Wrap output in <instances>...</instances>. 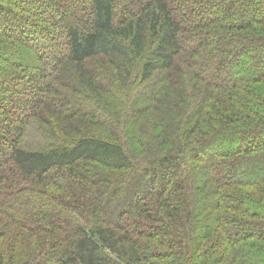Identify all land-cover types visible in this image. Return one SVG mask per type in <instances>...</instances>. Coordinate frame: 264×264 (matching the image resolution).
I'll use <instances>...</instances> for the list:
<instances>
[{
	"label": "trees",
	"instance_id": "trees-1",
	"mask_svg": "<svg viewBox=\"0 0 264 264\" xmlns=\"http://www.w3.org/2000/svg\"><path fill=\"white\" fill-rule=\"evenodd\" d=\"M0 264H264V0H0Z\"/></svg>",
	"mask_w": 264,
	"mask_h": 264
},
{
	"label": "rangeland",
	"instance_id": "rangeland-1",
	"mask_svg": "<svg viewBox=\"0 0 264 264\" xmlns=\"http://www.w3.org/2000/svg\"><path fill=\"white\" fill-rule=\"evenodd\" d=\"M22 98H23V96H22ZM23 99H25V96H24V98Z\"/></svg>",
	"mask_w": 264,
	"mask_h": 264
}]
</instances>
